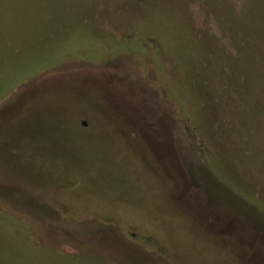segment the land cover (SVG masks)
Instances as JSON below:
<instances>
[{"label":"rangeland","instance_id":"1","mask_svg":"<svg viewBox=\"0 0 264 264\" xmlns=\"http://www.w3.org/2000/svg\"><path fill=\"white\" fill-rule=\"evenodd\" d=\"M236 2L0 0V88L39 47L114 55L0 101V264H264V0Z\"/></svg>","mask_w":264,"mask_h":264},{"label":"trees","instance_id":"2","mask_svg":"<svg viewBox=\"0 0 264 264\" xmlns=\"http://www.w3.org/2000/svg\"><path fill=\"white\" fill-rule=\"evenodd\" d=\"M227 6L231 7H236V5L239 2H236L235 0H225ZM218 3V2H217ZM221 6L223 4V1L221 3H218ZM104 10V9H102ZM100 10L99 12H101ZM125 32L123 29H116L113 30V33L116 36H120ZM152 44V43H151ZM99 48L93 53V50L90 49V45L83 43L79 47H76V44L73 42H67L63 44H58L56 47L50 48V49H42V47L36 48L34 52V57L33 58H26L24 59L18 66H16L13 70H6L5 73V80L3 82V86H1L0 91H3L5 87H7L8 79L11 77L12 81L15 82V86L12 88L8 89V91L3 92L0 94V101L4 100L15 88L18 86L23 85L25 82L34 79L36 77H39L43 75L45 72H47L50 68L56 65H61L63 63H66L67 59L69 60L70 58H75L79 57L78 59L84 58L80 61H75L71 64L66 65H84L88 67H98L104 63H106L110 58H112L114 55L108 53L105 51V47L102 43H99ZM153 47H158L159 45L154 44L152 45ZM79 48V49H78ZM88 55H91V60L92 62H89L86 60L89 59ZM134 55L141 60L142 57L138 56L137 54L134 53ZM65 59V60H63ZM150 78V80L154 81L155 80V75L154 73L150 76H147ZM11 81V82H12ZM151 81V82H152ZM1 93V92H0ZM180 96V95H179ZM179 102H181V105L183 104V99L178 98ZM184 107V106H183ZM184 117L189 118L185 113H183V109H180V115H179V121L182 123L184 120ZM256 213H260V211L254 210ZM28 226L32 227L31 224L27 221L26 222ZM67 251V250H65ZM70 252V251H67ZM75 252V251H74Z\"/></svg>","mask_w":264,"mask_h":264},{"label":"flooded vegetation","instance_id":"3","mask_svg":"<svg viewBox=\"0 0 264 264\" xmlns=\"http://www.w3.org/2000/svg\"><path fill=\"white\" fill-rule=\"evenodd\" d=\"M81 126L86 129L88 128V123L86 121H82Z\"/></svg>","mask_w":264,"mask_h":264}]
</instances>
